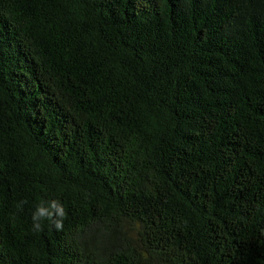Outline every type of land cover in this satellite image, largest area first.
Instances as JSON below:
<instances>
[{"label":"trees","instance_id":"obj_1","mask_svg":"<svg viewBox=\"0 0 264 264\" xmlns=\"http://www.w3.org/2000/svg\"><path fill=\"white\" fill-rule=\"evenodd\" d=\"M0 264H264V0H0Z\"/></svg>","mask_w":264,"mask_h":264},{"label":"clouds","instance_id":"obj_2","mask_svg":"<svg viewBox=\"0 0 264 264\" xmlns=\"http://www.w3.org/2000/svg\"><path fill=\"white\" fill-rule=\"evenodd\" d=\"M23 203H26V201ZM66 216L67 212L65 207L59 200H52L50 202L42 201L32 213L34 231H43L42 222L45 220L57 231H62Z\"/></svg>","mask_w":264,"mask_h":264}]
</instances>
